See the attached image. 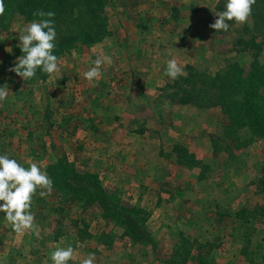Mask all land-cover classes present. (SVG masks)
Listing matches in <instances>:
<instances>
[{
	"label": "rangeland",
	"instance_id": "374dc122",
	"mask_svg": "<svg viewBox=\"0 0 264 264\" xmlns=\"http://www.w3.org/2000/svg\"><path fill=\"white\" fill-rule=\"evenodd\" d=\"M212 1L186 7L174 0H107L115 35L60 57V71L44 84L9 70L19 57L18 32L25 25L16 16L0 36V86L9 90L0 102V153L45 171L65 156L79 170L96 174L110 194L146 212L155 246L127 239L98 206L62 204L52 188L43 198L33 197L30 231L15 233L0 213V264H51L52 251L67 245L75 250L69 264H80L89 253L95 254L94 264H166L188 243V264L197 263L198 252L211 264H264V141L249 142L247 129L240 131L241 143L224 141L226 119L214 110L175 104L173 80L161 69L168 59L184 73L188 65L212 74L228 63L249 67L251 53L232 46L244 24L229 21L228 31L216 32L210 25L219 9ZM185 15L182 25L197 35L187 29L182 34L179 26L182 35L171 39L170 55V38L152 35L138 42L120 29L124 19L144 31H175L166 27L178 26ZM142 44L145 52L137 53ZM98 57L111 64L105 60L93 86L83 73ZM175 145L186 147L198 164H181Z\"/></svg>",
	"mask_w": 264,
	"mask_h": 264
},
{
	"label": "trees",
	"instance_id": "16d2710c",
	"mask_svg": "<svg viewBox=\"0 0 264 264\" xmlns=\"http://www.w3.org/2000/svg\"><path fill=\"white\" fill-rule=\"evenodd\" d=\"M224 2L218 4L219 11L224 9ZM4 4L0 36L10 30L17 15L27 24L42 18L34 13H55L54 54L58 60L79 45L89 48L111 36L107 0H4ZM248 19L250 22L237 30L232 43L234 49L251 53L252 62L248 68L228 63L225 70L212 74L188 65L185 74L173 80L170 94L175 104L219 110L227 121L223 138L227 142L241 143L240 131L244 129L251 134L249 142L264 141V0H255ZM17 54L22 55L20 48ZM50 76L38 71L37 76L28 81L44 84ZM173 150L181 164L185 161L191 166L198 164L186 147L175 145ZM46 172L62 204H81L86 208L98 206L103 218L117 221L127 239L155 246L148 230L146 212L110 194L96 174L79 170L65 156L48 165ZM192 252L188 243L169 256L165 263L188 264ZM196 262L211 264L201 252H198Z\"/></svg>",
	"mask_w": 264,
	"mask_h": 264
},
{
	"label": "clouds",
	"instance_id": "9594fccd",
	"mask_svg": "<svg viewBox=\"0 0 264 264\" xmlns=\"http://www.w3.org/2000/svg\"><path fill=\"white\" fill-rule=\"evenodd\" d=\"M255 0H225L224 9L215 12L217 19L210 25L218 31H228L229 21L244 24L252 11ZM5 12L4 0H0V15ZM34 15L42 17L22 26L18 32V47L22 55L14 62L9 70L21 77L23 81L31 80L42 74L52 75L60 71L58 57L54 54L56 48V28L53 17L54 12H38ZM9 53L12 49L9 48ZM170 55V53H169ZM110 58H97L93 66L83 73L84 79L93 86L101 77V65ZM183 68L175 59H168L164 75L175 80L184 75ZM8 87L0 86V102L8 97ZM53 181L37 163L23 166L17 159L10 157L8 153H0V213L4 220L11 225L17 234H23L34 228L35 216L30 211L33 197L39 195L43 198L52 191ZM38 189H42L38 191ZM74 248L71 245L57 247L52 251L51 264H69L73 259ZM95 254L89 253L80 264H94Z\"/></svg>",
	"mask_w": 264,
	"mask_h": 264
},
{
	"label": "crops",
	"instance_id": "0c3cea01",
	"mask_svg": "<svg viewBox=\"0 0 264 264\" xmlns=\"http://www.w3.org/2000/svg\"><path fill=\"white\" fill-rule=\"evenodd\" d=\"M194 1L196 2V0H177V1H175L174 0V3L175 4H180V3H186V4H188L186 7H189V5H191V3L193 4L194 3ZM213 2V5H214V7H213V9L216 11L218 8H217V6H218V4L221 2V0H213L212 1ZM198 2H196L195 3V5L197 4ZM214 11V12H215ZM182 13H183V11H182ZM165 17H166V20H170V14L168 13V14H165ZM199 18H200V20H199ZM187 19L188 18H186V15H185V17H183L182 16V18L178 21V23H177V25L178 26H173V25H168L167 26V21L166 20H163L162 21V23H163V25H166L167 27L166 28H169L170 26H171V28H173L175 31H172V30H167V29H165V31H164V33L162 32V31H160L159 29L158 30H156L155 32H152V30L149 28L148 30H146V31H144V30H142L140 27H136V26H134V25H132V24H130L131 22L129 21V20H122V22H121V24H120V29H121V31L123 30V34L124 35H126L128 38H133V37H139V39H140V41H138V42H141V41H144V38H148L149 36H152V37H159L161 34L162 35H164L165 37H166V39H169L170 38V40H168V41H171V39L173 38V36H177V37H179L178 35H180V29H178V28H180L179 26H181L184 30H183V32H182V34H184V32H185V29H187V30H189L190 32L189 33H191L192 32V29L191 28H189V27H187V25H182V23L184 22V21H187ZM158 20V19H157ZM157 20H156V22H157ZM198 20H199V24H202L203 23V20H202V16L200 17V16H198ZM155 21V19H153V22ZM160 24V22L158 23V25ZM163 25H160V26H163ZM131 28H134V29H131ZM206 28V27H205ZM205 28H204V30H205ZM202 33L201 34H203L204 32H203V30L201 31ZM192 33H194V35H197V32H192ZM111 34H113V32L111 33ZM181 34V35H182ZM200 34V35H201ZM115 34H113V35H111L112 37L114 36ZM180 35V36H181ZM204 35V34H203ZM223 35V34H222ZM205 36H207V34H205ZM118 38H120L121 39V35H119V36H117ZM209 37V36H208ZM108 38H110V37H108ZM107 38V39H108ZM107 39L105 40V41H107ZM166 41V40H165ZM145 42V41H144ZM180 40L178 39V41L176 42V43H178V44H180ZM146 43V42H145ZM171 43V45H170V47H168V49L166 50V52L167 53H170V52H172L171 51V46H173L174 45V42H173V40L170 42ZM153 44H154V42H153ZM154 46V45H153ZM129 47V50L128 51H130L131 49H130V46H128ZM145 46L142 44V45H139L138 46V48H136L137 50H136V52L137 53H144L145 51V48H144ZM159 47V46H158ZM133 50L135 49V48H132ZM211 59H213V58H211ZM129 63L128 64H126V66L128 67V68H130L129 67ZM125 65H124V67H126ZM165 68V66H161V69H164ZM141 71V70H140ZM121 84V83H120ZM183 106H189V105H183ZM209 110H214V112L216 113V114H219V116H221V119L222 120H225V118H224V116L220 113V111L219 110H217V109H209ZM119 127V126H118ZM119 130V129H118ZM17 257L18 256H15V257H13L14 259H17Z\"/></svg>",
	"mask_w": 264,
	"mask_h": 264
}]
</instances>
